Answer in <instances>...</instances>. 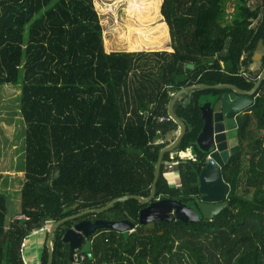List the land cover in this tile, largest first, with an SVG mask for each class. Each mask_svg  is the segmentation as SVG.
<instances>
[{
  "label": "trees",
  "instance_id": "obj_1",
  "mask_svg": "<svg viewBox=\"0 0 264 264\" xmlns=\"http://www.w3.org/2000/svg\"><path fill=\"white\" fill-rule=\"evenodd\" d=\"M229 1L129 0L139 32L130 49L107 52L94 0H0V85L20 87L25 123L20 217L8 220L7 195L0 192V264H25L22 241L49 222L128 194L149 196L159 152L173 141L169 134L175 138L179 132L173 119L160 121L170 116L178 90L194 84L254 86L259 74L251 66L260 41L264 68V0L255 7L251 0H234L227 20ZM107 28L125 42L124 27L121 33L115 25ZM149 57L159 63L158 71ZM221 91L194 89L177 100L174 111L186 132L163 156L154 199L197 207L199 174L210 154L197 144L203 127L199 102ZM253 97L239 145L252 120L260 134L222 167L230 189L227 207L212 219L201 213L197 222L140 225L145 205L117 202L82 218L128 219L134 231L125 239L99 230L92 243L95 261L86 256L80 264H264V81ZM166 161L178 162L177 186L165 176ZM72 223L55 230L53 264H74L62 242ZM47 260L45 246L40 264Z\"/></svg>",
  "mask_w": 264,
  "mask_h": 264
},
{
  "label": "water",
  "instance_id": "obj_2",
  "mask_svg": "<svg viewBox=\"0 0 264 264\" xmlns=\"http://www.w3.org/2000/svg\"><path fill=\"white\" fill-rule=\"evenodd\" d=\"M263 42L257 45V51L253 56L255 62H260L263 57ZM259 77L250 90H243L239 87L220 83L215 85L194 84L186 86L173 94L169 102L168 114L178 124L179 132L174 138L173 133L169 138L173 140L169 145L160 150L158 160L154 170V179L149 196L128 194L112 199L105 206L82 210L74 215L67 216L59 221L53 222L48 230L46 247L48 249L47 264L54 261V233L55 230L66 221H72V225L65 229L62 242L67 245L70 261L74 263L75 255L79 252L86 254L91 261H95L92 252L93 238L97 236L99 230H113L120 233L125 239L134 231L136 224L128 219L109 220L105 218H82L87 214H98L106 211L110 206L117 202L128 199H136L145 205L139 212V224L146 225L156 221L171 222L174 219L183 222H197L200 220L201 213L204 218L212 219L228 206L227 196L230 192L229 186L225 183L222 176V167L229 158V153L235 151L236 140V116L247 110L254 103V94L259 89L264 79V68L262 71L255 70ZM227 89L228 91L213 95V98H203L199 102V108L203 119V127L198 135L197 144L206 152H210L214 164L207 162L199 174V197L196 199L197 207L189 205L178 199L155 198L156 184L159 179L163 156L171 152L179 145L186 132L184 122L175 114L174 108L179 97L194 89ZM240 127V123H239ZM217 149L212 151L213 149ZM231 152H230V149ZM238 147H236L237 149ZM225 151V153L223 152ZM223 152V154H222ZM77 204L73 206L76 208ZM6 240V236L4 241ZM102 264H108L106 262Z\"/></svg>",
  "mask_w": 264,
  "mask_h": 264
},
{
  "label": "rangeland",
  "instance_id": "obj_3",
  "mask_svg": "<svg viewBox=\"0 0 264 264\" xmlns=\"http://www.w3.org/2000/svg\"><path fill=\"white\" fill-rule=\"evenodd\" d=\"M234 0H230L227 3V20H230L231 14L234 11ZM260 0H251L250 5L255 7L259 4ZM95 7L100 15L101 22L103 24V41L104 47L107 52L111 51H126L132 47V40H135L136 34L139 29H134L133 15H130L129 0H94ZM101 5V6H100ZM106 10H103V8ZM256 22L253 23V25ZM115 25L119 29V33L125 28L126 36L125 42H120L115 46L117 40H115L113 34L107 26ZM144 59V60H143ZM149 59V60H148ZM149 65L153 67V70L158 71L156 68L159 63H156L155 58H147ZM146 61V58H142L140 65ZM139 72V71H138ZM5 85H0V192L7 195V218L11 220L18 213L20 215V198L21 187L25 181V177L21 170L16 171L15 168H25V145H24V129L23 123H21L19 115L18 104L13 99L7 103L3 100V92L5 93ZM14 86V85H13ZM3 102V103H2ZM18 114V115H16ZM9 124L11 128H7L6 124ZM4 129V130H3ZM247 138L243 141L242 145L247 146L248 143L255 139L260 131L256 127V120H252L247 127ZM22 152L24 155H22ZM22 155V156H21ZM18 156L17 162L13 157ZM13 158L12 160L10 158ZM12 171V173H9ZM239 192L243 194L245 192L244 186L241 183ZM249 197L251 194H247Z\"/></svg>",
  "mask_w": 264,
  "mask_h": 264
},
{
  "label": "crops",
  "instance_id": "obj_4",
  "mask_svg": "<svg viewBox=\"0 0 264 264\" xmlns=\"http://www.w3.org/2000/svg\"><path fill=\"white\" fill-rule=\"evenodd\" d=\"M251 70H253V72H255V70L261 71V68L259 66V62H254L251 66ZM254 74H256V73H254ZM257 74H259V73H257ZM4 87H5V93L3 92L4 102L7 103V102L15 99L16 104H18V95L20 94V91H21L20 87L18 85H14V86L13 85H5ZM18 109H19V104H18ZM16 115H18V114H16ZM18 118H20L21 123H23V129H24V134H25V123L22 119V116L20 115V112H19ZM6 127L11 128V126L8 123L6 124ZM1 128L2 127L0 126V131H1ZM24 134H23V136H24ZM22 155H24L23 152H22ZM13 158L16 162H17V160L21 159V158L18 159V156H15ZM13 158L11 157L10 159L12 160ZM15 170L16 171L21 170L23 173V176H24V170H22V168H20V167H19V169L15 168ZM9 173H12V171H10ZM165 176L168 179L171 186L178 185L180 175H179V172L177 169V165L172 170H165ZM16 217H20V215H18V213H17L14 218H16ZM52 223L53 222L47 223L42 229L31 233L27 237V240H26L27 244H26V247L24 249V254H23V259H24L25 264H40L41 263V255L43 253L44 247L46 246L47 233H48V230H49ZM66 247H67V245H66ZM67 250H68V248H67Z\"/></svg>",
  "mask_w": 264,
  "mask_h": 264
},
{
  "label": "built area",
  "instance_id": "obj_5",
  "mask_svg": "<svg viewBox=\"0 0 264 264\" xmlns=\"http://www.w3.org/2000/svg\"><path fill=\"white\" fill-rule=\"evenodd\" d=\"M170 119H172L170 116H165V117H161V118H160V121L170 120ZM160 142H163V140H160ZM207 161L210 162L211 164H214V163H215L214 160L211 159L210 154L207 155ZM176 165H178V162H175V161H166L165 164H164V166H165V170H172V169H174V167H175ZM174 186H177V185H174ZM26 240H27V239H24V240L22 241V243H21L20 251H21L22 254H24V249H25L26 244H27ZM85 258H86V254L81 253V252L77 253V254L75 255V261H74V264H79V263H80L81 261H83Z\"/></svg>",
  "mask_w": 264,
  "mask_h": 264
},
{
  "label": "flooded vegetation",
  "instance_id": "obj_6",
  "mask_svg": "<svg viewBox=\"0 0 264 264\" xmlns=\"http://www.w3.org/2000/svg\"><path fill=\"white\" fill-rule=\"evenodd\" d=\"M254 22H256L257 23V20H255ZM253 22V23H254ZM255 23V24H256ZM262 52H263V49H262ZM263 69H261V71H262ZM259 77V76H258ZM263 81H264V79H263ZM262 81V82H263ZM262 84V83H261ZM226 91H228L227 89H223L219 94H217V95H220V94H222V93H224V92H226ZM207 97H209V98H213V95L211 94V95H209V96H207ZM248 112V109L247 110H245V111H243L242 113H240L239 115H237L236 116V131H237V134H236V140H237V146L236 147H238L237 149H236V147H235V151L233 152V153H229V157L232 155V154H234L235 152H237V151H239V129H240V127L242 126V124L244 123V119H243V117H244V115L246 114ZM239 123H240V127H239ZM230 149V148H229ZM215 150H217L216 148L214 149V151ZM224 153H225V151H223ZM223 152H222V154H223ZM230 152H231V149H230ZM85 260V259H84ZM83 260V261H84ZM83 261H81L80 263H82ZM79 263V264H80Z\"/></svg>",
  "mask_w": 264,
  "mask_h": 264
}]
</instances>
